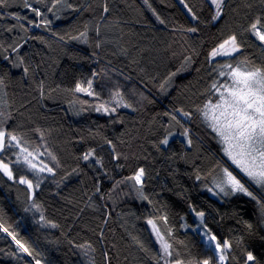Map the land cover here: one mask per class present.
<instances>
[{
    "label": "trees",
    "instance_id": "obj_1",
    "mask_svg": "<svg viewBox=\"0 0 264 264\" xmlns=\"http://www.w3.org/2000/svg\"><path fill=\"white\" fill-rule=\"evenodd\" d=\"M28 3L42 15L24 0L0 7V122L43 161L55 159L52 173L38 172L18 148L5 150L15 179L0 172V225L31 255L0 228V264H164L150 219L172 245V263L220 264L197 231L199 212L207 232L230 243L225 264H254L248 253L264 264L260 204L210 190L227 164L200 111L216 100L223 64L264 69V44L250 31L257 19L264 25V0H225L217 20L209 0ZM233 35L241 50L211 59ZM89 82L93 95L76 91ZM235 175L264 203V192Z\"/></svg>",
    "mask_w": 264,
    "mask_h": 264
},
{
    "label": "snow or ice",
    "instance_id": "obj_2",
    "mask_svg": "<svg viewBox=\"0 0 264 264\" xmlns=\"http://www.w3.org/2000/svg\"><path fill=\"white\" fill-rule=\"evenodd\" d=\"M60 2L61 0H56V3ZM183 2L184 0H181V3ZM145 3H147V0H145ZM210 3L214 6L215 11V15L212 19L217 20L222 14L224 0H210ZM4 6L5 0H0V7ZM24 6L33 11L37 16L42 15L38 9L32 8L28 0H24ZM185 7H187V5H185ZM104 10L107 11V8ZM188 11L191 12V9L189 8ZM14 18L17 20L21 19L19 16ZM192 18L196 19L197 17L193 14ZM160 22L163 23V21ZM36 26L39 27V24ZM188 31L195 32L197 29L190 28ZM250 31L253 36L264 43V25L260 24L259 19L251 25ZM81 35H84V33H81ZM73 39H78V37H73ZM240 50L237 38L233 35L214 48L209 53V57L211 59H215L218 56L228 57ZM221 67L229 69V71H221L219 73L221 76H227L228 82L223 84L214 82L212 84V90H214L218 99L215 103L209 100L200 111H202L203 117L205 121L208 122L209 127L219 138L218 142L222 145V150L231 161V164L235 166V169L239 170V173L247 177L248 181L258 186L262 192H264V69H242L239 65L233 67L231 63H225ZM25 71H27V69H25ZM2 83L3 81L0 80V84ZM91 87V82L88 83L87 89L81 85H77L76 91L93 95L91 91H88ZM116 95L119 96L120 94L117 93ZM117 103H119V101H117ZM124 106L128 107L126 104ZM96 110H103L105 113L109 111L104 105H100ZM111 111L114 112L115 108L111 109ZM179 111L185 117L190 116L188 112H184L183 110ZM2 115L3 113H0V116ZM171 118L176 120V116H172ZM177 123H179V121H177ZM183 135H188V129L184 130ZM21 141V136L14 134L12 131H6L2 122H0V153H4L8 148H18L20 156L23 157V162L31 169L38 172L47 171L52 173V168H49L46 164L41 163V165L38 166L37 163L33 162L37 158L36 154L22 146ZM161 143L167 145L169 143L168 138L166 137L163 139ZM188 143L190 145L191 140H189ZM40 155H42V153H40ZM93 155L94 150L86 153L83 158L88 160ZM17 159L19 161L20 157L18 156ZM53 159H55V157H53ZM0 172H3L10 180L15 179L12 170L7 163H4L2 157H0ZM221 173L219 179L216 180V187L220 192L224 193L226 196L242 193L256 200L257 203L260 204L261 210L264 211V203H261L257 196L245 186V183L241 182V178H238V175H235L233 171H230L227 167L222 168ZM144 174V169L141 168L131 179L137 184H142ZM18 182L26 184L29 189L33 188L32 181L27 178L21 177ZM36 187H39V182H37ZM198 216L202 221L204 213L199 212ZM164 219L166 220V218ZM147 223L152 226V231L159 241L163 256L171 257L173 255L171 251L172 245L164 238L153 220L150 219ZM0 228L8 232L6 228H3V225H0ZM8 235L12 236L13 240L16 241V244L23 252L31 255L28 247L21 241L16 240L13 233L8 232ZM207 237L209 241L215 242V251H217L219 255V261L223 264L227 259L225 251L231 248L230 243L224 241L223 244H221V242L217 240V237L211 233H208ZM246 260L254 262V264H259V261L252 253L247 254ZM37 264H39V261H37ZM164 264H172V262L165 259ZM175 264H184V262L177 259ZM199 264H210V261L203 260L199 262Z\"/></svg>",
    "mask_w": 264,
    "mask_h": 264
},
{
    "label": "rangeland",
    "instance_id": "obj_3",
    "mask_svg": "<svg viewBox=\"0 0 264 264\" xmlns=\"http://www.w3.org/2000/svg\"><path fill=\"white\" fill-rule=\"evenodd\" d=\"M210 1V0H209ZM225 1V0H224ZM261 42V41H260ZM264 44V43H263ZM228 57H231V56H228ZM227 57V58H228ZM219 58H222V57H216L215 59H213V60H216V59H219ZM238 65H240V67L242 68V69H246V68H244V67H242V65L241 64H238ZM249 69V68H248ZM229 71V70H228ZM222 77H224L225 79L221 82V83H225V82H228V77L227 76H222ZM88 91H91V88L88 90ZM83 94H86L87 95V93L86 92H83ZM218 99V97L216 96V100ZM216 100L213 102V103H215L216 102ZM117 101H119V105H121L120 106V108H125V102L122 100V99H118ZM127 105V104H126ZM109 106V105H108ZM112 109V108H111ZM203 120H204V123L209 127V125H208V122L207 121H205V119H204V117H203ZM210 128V127H209ZM211 129V128H210ZM212 130V129H211ZM215 134V133H214ZM215 138H216V140H217V142H218V137H217V135L215 134ZM218 144H219V147H220V152L223 154V156L225 157V160H226V164H227V166H225V167H227L230 171H233V173L235 174V173H239V170L238 169H235V166L234 165H232L231 164V161L228 159V157L224 154V152H223V150H222V145L218 142ZM12 149V150H11ZM15 149L16 148H8V149H6V150H11V154H12V156L14 155V151H15ZM5 152H8V151H5ZM0 153V157H3V156H5V154L6 153ZM34 154H36L34 151H32ZM44 156H45V160L43 161L42 159H41V156L40 155H38V154H36V160H34L33 162L34 163H37V165L38 166H40L41 165V163L42 164H46L48 167H49V165H51L52 164V162H53V157L51 156V155H49V154H44ZM6 157V156H5ZM7 158V157H6ZM8 159V158H7ZM31 159V158H30ZM9 160H10V162L11 161H13V162H15V159H13V158H9ZM22 161H23V157H22ZM29 167V166H28ZM30 168V167H29ZM50 168V167H49ZM31 169V168H30ZM31 170H33V169H31ZM44 172H47V171H44ZM47 173H49V172H47ZM239 174H241L242 175V177L243 178H246L247 179V177H244L243 176V174L242 173H239ZM221 175H219L214 181H213V184H212V186L210 187V190L212 191V194H214V193H218L222 198H226V197H228V198H231V197H234V196H237V195H244V194H242V193H237V194H234V195H224V193H222V192H220L219 191V189L216 187V180H218L219 179V177H220ZM143 179V178H142ZM242 182V181H241ZM243 183V182H242ZM136 185L137 186H141V184H137L136 183ZM258 190H260V191H262L258 186H256V185H254ZM214 192V193H213ZM196 216H197V219H198V221H199V224H198V229H197V231L199 232L200 231V233L201 234H203L204 235V237H205V240H206V242L208 243V244H210V245H212L213 246V248H214V251H215V242H211V241H209L208 240V237H207V235L206 234H208V232H207V228H206V226H205V224H204V217H203V220L201 221V218L198 216V214H195ZM150 228H151V231H152V226L150 225ZM152 233H153V236H154V239H155V241L157 242V244H158V246H159V248H160V244H159V241L157 240V238H156V235H155V233L152 231ZM206 233V234H205ZM162 234V233H161ZM160 251H161V253H162V250H161V248H160ZM215 253H216V256L218 257V261H219V255H218V253H217V251H215ZM162 256H163V253H162ZM163 258H164V260L165 259H167L168 260V258L169 257H164L163 256ZM219 263L221 264V262L219 261ZM172 264H175V263H172ZM223 264H225V261L223 262Z\"/></svg>",
    "mask_w": 264,
    "mask_h": 264
}]
</instances>
